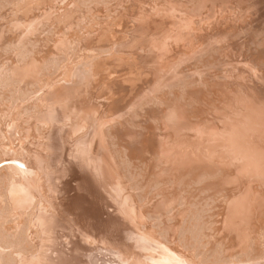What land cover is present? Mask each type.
I'll return each instance as SVG.
<instances>
[{
  "label": "rangeland",
  "instance_id": "374dc122",
  "mask_svg": "<svg viewBox=\"0 0 264 264\" xmlns=\"http://www.w3.org/2000/svg\"><path fill=\"white\" fill-rule=\"evenodd\" d=\"M97 53L111 63L92 69L121 80L115 94L91 71L80 97L57 99L54 86ZM261 115L264 0H0V264H264Z\"/></svg>",
  "mask_w": 264,
  "mask_h": 264
},
{
  "label": "bare ground",
  "instance_id": "6f19581e",
  "mask_svg": "<svg viewBox=\"0 0 264 264\" xmlns=\"http://www.w3.org/2000/svg\"><path fill=\"white\" fill-rule=\"evenodd\" d=\"M36 1H37V0H36ZM55 1H56V0H55ZM60 1H61V0H60ZM80 1H81V0H80ZM105 1H106V0H105ZM180 1H181V0H180ZM189 1H190V0H189ZM42 2H43V1H42ZM176 2H177V1H176ZM204 2H205V1H204ZM211 2H212V1H211ZM55 3H56V2H55ZM58 3H59V1H58ZM81 3H82V2H81ZM165 3H166V2H165ZM205 3H206V2H205ZM128 4H129V3H128ZM56 5H57V3H56ZM192 5H193V4H192ZM51 6H52V5H51ZM48 7H49V6H48ZM57 7H58V5H57ZM194 7H195V6H194ZM32 9H33V8H32ZM53 9H54V8H53ZM61 9H62V8H61ZM64 9H65V8H64ZM23 10H24V9H23ZM23 10H22V11H23ZM56 10H57V9H56ZM176 10H177V8H176ZM195 10H196V9H195ZM31 11H32V10H31ZM36 11H37V10H36ZM111 12H112V11H111ZM181 12H182V11H181ZM190 12H191V11H190ZM87 13H88V12H87ZM208 13H209V12H208ZM22 14H23V13H22ZM124 14H125V13H124ZM197 14H198V13H197ZM218 14H219V13H218ZM50 15H52V14H50ZM106 15H107V14H106ZM119 15H120V14H119ZM111 16H112V15H111ZM117 16H118V15H117ZM11 17H12V16H11ZM23 17H24V16H23ZM38 17H39V16H38ZM92 17H93V16H92ZM106 17H107V16H106ZM121 17H122V16H121ZM124 17H125V16H124ZM19 19H20V18H19ZM102 19H103V18H102ZM121 19H122V18H121ZM201 19H202V18H201ZM76 20H77V19H76ZM117 20H118V19H117ZM199 20H200V19H199ZM114 22H116V21L114 20ZM117 22H118V21H117ZM121 22H122V21H121ZM121 22H120V23H121ZM15 23H16V22H15ZM122 23H123V22H122ZM7 24H8V23H7ZM70 25H71V24H70ZM159 25H161V24H159ZM197 25H198V24H197ZM9 26H10V25H9ZM121 26H122V25H121ZM13 27H14V26H13ZM70 27H71V26H70ZM103 27H104V26H103ZM103 27H102V28H103ZM212 27H213V26H212ZM72 28H73V27H72ZM8 29H9V28H8ZM19 29H20V28H19ZM106 29H108V28L106 27ZM12 30H13V29H12ZM12 30H11V31H12ZM109 30H110V29H109ZM207 30H208V29H207ZM261 30H262V29H261ZM117 31H118V30H117ZM128 31H129V30H128ZM211 31H212V29H211ZM97 32H98V31H97ZM101 32H102V31H101ZM103 32H105V30H104ZM103 32H102V33H99V34H102V35L99 36V37H102V36H103V34H104ZM109 32H110V31H109ZM114 32H115V31H114ZM18 33H19V32H18ZM71 34H73V33H71ZM80 34H81V33H80ZM97 34H98V33H97ZM106 34H108V33H106ZM112 34H113V32H112ZM114 34H115V33H114ZM114 34H113V35H114ZM4 36H5V35H4ZM78 37H79V36H78ZM89 37H90V36H89ZM94 37H96V36L94 35ZM99 37H97V39H99ZM114 37H115V36H114ZM125 37H126V36H125ZM51 38H52V37H51ZM53 38H54V37H53ZM91 38H92V37H91ZM91 38H90V39H91ZM106 38H107V37H106ZM117 38H118V37H117ZM117 38H116V39H117ZM70 39H71V38H70ZM80 39H81V38H80ZM87 39H88V38H87ZM100 39H102V38H100ZM103 39H104V38H103ZM103 39H102V40H103ZM3 40H4V39H3ZM50 40H51V39H50ZM68 40H69V39H68ZM72 40H73V39H71V41H72ZM78 40H79V39H78ZM83 40H84V39H83ZM95 40H96V39H95ZM95 40H94V41H95ZM102 40H101V41H102ZM248 40H249V39H248ZM52 41H53V39H52ZM60 41H61V40H60ZM60 41H59V42H60ZM63 41H64V40H63ZM71 41H69V42H71ZM75 41H76V40H75ZM81 41H82V40H81ZM81 41H80V42H81ZM84 41H85V40H84ZM109 41H111V40H108V42H109ZM77 42H79V41H77ZM90 42H91V40H90ZM92 42H93V40H92ZM66 43H67V41H66ZM66 43H65V44H66ZM71 43H72V42H71ZM71 43H70V44H71ZM94 43L96 44V42H94ZM99 43H100V42H99ZM110 43H111V42H110ZM46 44H47V43H46ZM50 44H51V43H50ZM52 44H53V43H52ZM55 44H56V43H55ZM59 44H60V43H59ZM68 44H69V43H68ZM72 44H73V43H72ZM90 44H91V43H90ZM56 45H57V44H56ZM61 45H62V43H61ZM96 45H97V44H96ZM113 45H114V44H113ZM49 46H50V45H49ZM59 46H60V45H59ZM68 46H69V45H68ZM80 46H81V45H80ZM90 46H91V45H90ZM93 46H94V45H93ZM101 46H102V45H101ZM110 46H111V45H110ZM262 46H263V45H262ZM47 47H48V46H47ZM53 47H54V44H53ZM55 47L57 48V46H55ZM65 47H66V46H65ZM82 47L85 48V46H82ZM99 47H100V46H99ZM50 48H51V47H50ZM61 48H62V46H61ZM70 48H71V47H70ZM84 48H83V49H84ZM53 49H54V48H53ZM62 49H63V48H62ZM90 49H91V48H90ZM97 49H98V48H97ZM108 49H109V48H108ZM140 49H141V48H140ZM50 50H51V49H50ZM58 50H59V49H57V51H58ZM64 50H66V49H64ZM64 50H62V51H64ZM71 50H72V49H71ZM85 50H86V49H85ZM100 50H102V49H100ZM110 50H111V52H110L111 56L114 57V60H111V62H112L113 64H114V63L117 64V63H118L117 61L120 60L118 57H120V56L117 57V58L119 59V60H118V59L116 58V55H117V54L115 53V56H114V55H113L114 52H112V49H110ZM116 50H117V49H116ZM86 51H87V50H86ZM125 51H127V50H125ZM49 52H50V51H49ZM54 52L56 53L55 50H54ZM68 52H69V51H68ZM70 52H71V51H70ZM79 52H80V51H79ZM88 52H89V50H88ZM88 52H87V53H88ZM90 52H91V51H90ZM150 52H153V51H150ZM52 53H53V52H52ZM55 53H54V54H55ZM83 53H84V52H83ZM92 53H93V52H92ZM119 53H120V52H119ZM126 53H127V52H125V54H126ZM128 53H129V52H128ZM56 54H57V53H56ZM65 54H66V53H65ZM79 54H80V53H79ZM85 54H86V53H85ZM90 54H91V53H90ZM110 54H109V55H110ZM125 54H123V55H125ZM218 54H219V53H218ZM46 55H48V54H46ZM98 55H99V54L97 53V54H96L97 57H96L95 54H94V55H92L91 57H86V59L83 57V58L85 59V60H83L84 62H83V61H82V63L80 62V63H81L80 65H79V63H78V65H79L78 69L76 68V71H74V72L72 73V75H71V76H72V79H71V82H70L69 87L67 88L66 85H64V84H61V85H58V84H57V85L54 86L56 89L54 90V93H55V94L53 93V95H54L55 97H58L57 99L60 98L61 100H62V99L70 100V98L73 97L74 94H77V95H78V94L80 93V91L83 90V89L81 88L83 83L86 82L87 84H91L92 82H94L93 79H94V78H97V77H94V75H95L94 72L97 71V70H96V67H95V71H94V70H93V69H94L93 66H96V65H98V64H101V62H105V61H106V60H105V59H106V58H105L106 55H105V57H103L104 59L98 57ZM102 55H103V54H101L100 56H102ZM119 55H120V54H119ZM131 55H132V54H131ZM134 55H135V54H134ZM144 55H145V54H144ZM150 55H151V54H150ZM219 55H220V54H219ZM52 56H54V55H52ZM81 56H82V55H81ZM83 56H84V55H83ZM88 56H89V55H88ZM46 57H47V56H46ZM92 57H93V59H94V58H100V60L98 59L99 61L96 62L97 59L93 60V59H91ZM121 57H122V59L125 58V57L123 58V56H121ZM128 57H129V55H127V58H128ZM131 57H132V56H131ZM133 57H134V56H133ZM133 57H132V58H133ZM145 57L147 58V56H145ZM48 58H49V57H48ZM108 58H109V56L107 55V60H108ZM110 58L112 59V57H110ZM115 58H116V59H115ZM152 58H153V57H152ZM222 58H223V57H222ZM38 59H39V58H38ZM75 59H76V58H75ZM101 59H102V61H101ZM122 59L120 60L121 63H123L122 61H124V60H122ZM125 59H126V58H125ZM153 59H154V58H153ZM103 60H104V61H103ZM135 60H136V59H135ZM135 60H134V61H135ZM40 61H42V60H40ZM94 61H95V62H94ZM113 61H114V62H113ZM115 61H116V62H115ZM139 61H140V59H138V61H136V62L139 63ZM36 62H37V61H35V63H36ZM99 62H100V63H99ZM106 62H107V61H106ZM109 62H110V61H108L107 63H109ZM111 62H110V63H111ZM130 62H131V61H129L128 63H130ZM136 62H135V63H136ZM144 62H145V61H144ZM206 62H207V61H206ZM40 63H41V62H40ZM52 63H53V62H52ZM97 63H98V64H97ZM107 63H106V65H105V63H104V66H107V68H109V67H110V64H109V67H108ZM119 63H120V62H119ZM151 63H152V62H151ZM151 63H150V64H151ZM113 64H111V67H110V68H112V65H113ZM133 64H134V62H133ZM139 64H140V63H139ZM78 65H77V66H78ZM122 65H123V64H122ZM124 65H125V64H124ZM126 65H127V64H126ZM131 65H132V64H131ZM131 65H130L129 68H127V71H128V69L131 71V69L134 67V66H132V68H131ZM141 65H142V64H141ZM145 65H146V63H145ZM155 65H156V64H155ZM35 66H36V65H35ZM75 66H76V64H75ZM104 66H102V67H104ZM118 66H119V65H118ZM127 66H129V65H127ZM127 66H126V67H127ZM151 66H152V65H151ZM98 67H99V65H98ZM136 67H137V66H136ZM142 67H143V66H142ZM145 67H146V66H145ZM21 68H22V67H21ZM27 68H28V67H27ZM30 68H32V66H30ZM30 68H29V69H30ZM73 68H75V67H73ZM92 68H93V69H92ZM110 68H109L107 71H108V72L110 71V72H109L110 74H111V72H112V73H113V72L115 73L116 69H114V66H113V69H112V70H114V71H112ZM130 68H131V69H130ZM33 69H34V68H33ZM104 69L106 70V67H104ZM104 69H103V70H104ZM122 69H123V67L121 68V70H122ZM125 69H126V68H125ZM138 69H142V68H138ZM25 70H26V69H25ZM30 70H31V69H30ZM52 70H53V69H52ZM61 70H62V69H61ZM69 70H70V69H69ZM123 70H124V69H123ZM123 70H122V71H123ZM144 70H145V69H144ZM150 70H151V69H150ZM23 71H24V67H23ZM32 71H33V70H32ZM32 71H31V72H32ZM34 71H35V69H34ZM34 71H33V73H34ZM72 71H73V70H72ZM91 71H94V72H91ZM98 71H99V70H98ZM98 71H97V72H98ZM101 71H102V69H101ZM107 71H105V72H107ZM127 71H126V72H127ZM132 71H133V70H132ZM137 71H138V70H137ZM139 71H140V70H139ZM139 71H138V72H139ZM141 71H142V70H141ZM141 71H140V72H141ZM151 71H152V70H151ZM154 71H155V70H154ZM24 72H27V71H24ZM31 72H30V73H31ZM105 72H103V73L105 74ZM108 72H107L106 74H108ZM133 72H134V71H133ZM135 72H136V70H135ZM135 72H134V73H135ZM147 72H148V71H147ZM52 73H54V72H52ZM59 73H60V72H59ZM95 73H96V72H95ZM116 73H118V72H116ZM120 73H121V72H120ZM120 73H119V74H120ZM123 73H125V72H123ZM134 73H133V75H134ZM145 73H146V72H145ZM156 73H157V72H156ZM185 73H186V72H185ZM15 74H16V72H15ZM19 74H20V73H19ZM19 74H18V75H19ZM25 74H27V73H24V75H25ZM37 74H38V73H37ZM42 74H43V73H42ZM96 74H97V73H96ZM98 74H99L101 80L104 79V78L107 79L106 75H105V77H104L103 75H101V72H100V73L98 72ZM138 74H139V73H138ZM142 75H143V74H142ZM16 76H17V74H16ZM20 76H22V75L20 74ZM29 76H30V75H29ZM29 76H28V77H29ZM43 76H44V75H43ZM43 76H42V77H43ZM95 76H96V75H95ZM102 76H103L104 78H103ZM108 76H109V74H108ZM117 76H119V75H117ZM125 76H126V75H125ZM135 76H136V75H135ZM144 76H145V75H144ZM144 76H143V77H144ZM32 77H33V75H32ZM92 77H93V79H92ZM101 77H102V78H101ZM112 77L114 78L115 75L112 76ZM112 77H110V78H111V79H110V80H111V83H112V80H113V82H114V79H112ZM145 77H146V76H145ZM148 77H149V75H148ZM17 78H18V77H17ZM54 78H55V77H54ZM98 78H99V77H98ZM98 78H97V79H98ZM124 78H125V77H124ZM126 78H127V77H126ZM132 78H133V77H132ZM134 78H135V77H134ZM140 78H141V77H140ZM29 79H30V78H29ZM35 79H36V78H35ZM60 79H61V78H60ZM60 79H59V80H60ZM91 79H92V82H90ZM105 79H104V80H105ZM108 79H109V78H108ZM108 79H107V80H108ZM141 79H142V78H141ZM32 80H33V79H31V81H32ZM39 80H40V79H39ZM61 80H62V79H61ZM116 80H117V79H116ZM127 80H128V79H127ZM130 80H131V79H130ZM143 80H145V79H143ZM143 80H142V81H143ZM148 80H149V78H148ZM152 80H154V79H152ZM194 80H195V79H194ZM197 80H198V78H197ZM24 81H25V79H24ZM35 81H36V80H35ZM102 81H103V80H102ZM102 81H101V82H102ZM105 81H106V80H105ZM108 81H109V80H108ZM108 81H106L105 83L107 84V87H108V88H107V89H108L107 91H110V89L112 88V86H109L111 83H109V85H108ZM118 81H119V82H118ZM120 81H121V80L119 79V80H117V82H114V83H116V84L118 83V84H119V83H121ZM125 81H126V80H125ZM135 81H136V80H135ZM139 81H140V80H139ZM142 81H141V82H142ZM27 82H28V81H27ZM27 82H26V83H27ZM57 82H58V81H57ZM95 82H96V79H95ZM98 82H100V81H98ZM109 82H110V81H109ZM127 82H129V80H128ZM150 82H151V81H150ZM224 82H226V81H224ZM22 83H23V82H22ZM46 83H47V82H46ZM63 83H64V82H63ZM66 83H67V82H66ZM96 83H97V82H96ZM114 83H112L111 85H113ZM133 83H134V82H133ZM135 83H136V82H135ZM144 83H145V82H144ZM207 83H208V82H207ZM207 83H206V84H207ZM29 84H30V83H29ZM29 84H28V85H29ZM101 84H102V83H101ZM116 84H115V85H116ZM123 84H124V83H123ZM138 84H139V83H138ZM95 85H96V84H95ZM95 85H94V86H95ZM115 85H113V86H115ZM124 85H125V84H124ZM51 86H52V85H51ZM87 86H88V85H87ZM90 86H91V85H90ZM120 86H121V84H120ZM131 86H133V85H131ZM195 86H196V85H195ZM84 87H85V86H84ZM109 87H110V89H109ZM139 87H140V85H139ZM139 87H138V89H139ZM85 88H86V87H85ZM93 88H94V87H93ZM93 88H92V89H93ZM95 88H96V87H95ZM114 88L117 90V86L114 87ZM114 88H113V89H114ZM118 88H119V87H118ZM120 88L123 89L122 86H121ZM125 88H126V87H125ZM128 88H129V87H128ZM128 88H126V89H127V92H128ZM130 88H131V87H130ZM134 88H135V87H134ZM188 88H189V87H188ZM80 89H82V90H80ZM141 89H142V88H141ZM141 89H140V90H141ZM201 89H202V88H201ZM214 89H215V88H214ZM214 89H213V90H214ZM226 90H227V89H226ZM232 90H233V89H232ZM55 91H56L57 93H56ZM114 91H115V90H114ZM117 91H118V90H117ZM171 91H172V90H171ZM175 91H176V89H175ZM175 91H174V92H175ZM192 91H193V90H192ZM214 91H216V90H214ZM256 91H257V90H256ZM47 92H48V94H49V91H47ZM89 92H90V91H89ZM110 92H113L112 89H111ZM124 92H126V90H125ZM136 92H137V91H136ZM141 92L143 93V91H141ZM177 92H178V91H177ZM179 92H180V91H179ZM199 92H200V91H199ZM113 93L115 94V92H113ZM101 94H105V92L102 93V91H101ZM120 94H121V93H120ZM120 94H119V95H120ZM122 94H123V93H122ZM122 94H121V95H122ZM136 94H137V93H136ZM156 94H157V93H156ZM164 94H165V93H164ZM164 94H163V95H164ZM218 94H219V93H218ZM225 94H226V93H225ZM119 95H118V96H119ZM160 95H162V94H160ZM173 95H174V94H173ZM175 95H176V94H175ZM188 95H189V94H188ZM48 96H50V94H49ZM80 96H81V93H80L79 97H80ZM98 96H99V94H98ZM137 96H138V95H137ZM218 96H219V95H218ZM225 96H226V95H225ZM116 97H117V95H116ZM116 97H115V101H116ZM161 97H162V96H161ZM164 97H165V96H164ZM171 97H172V96H171ZM173 97H175V96H173ZM96 98H97V96H96ZM98 98H100V96H99ZM118 98H119V97H118ZM131 98H132V97H131ZM157 98H158V97H157ZM167 98H169V97L167 96ZM198 98H199V97H198ZM49 99H50V98H48V100H49ZM77 99H78V97H77ZM77 99H76L75 101H77ZM120 99H121V98H120ZM151 99H152V98H151ZM174 99H175V98H174ZM72 100H73V99H72ZM106 100H107V99H106ZM112 100H113V98H112ZM117 100H118V99H117ZM131 100H132V99H131ZM145 100H146V99H145ZM171 100H172V99H171ZM176 100H178V98H177ZM185 100H186V99H185ZM202 100H203V99H202ZM51 101H52V100H51ZM55 101H56V100H55ZM57 101H58V100H57ZM70 101H71V100H70ZM86 101H87V100H86ZM86 101H85V102H86ZM90 101H91V99H90ZM97 101H98V100H97ZM164 101H165V100H164ZM166 101L168 102L169 100H166ZM246 101H247V100H246ZM252 101H253V100H252ZM47 102H48V101H47ZM49 102H50V100H49ZM121 102H122V101H121ZM130 102H131V101H130ZM172 102H173V101H172ZM181 102H183V101H181ZM185 102H186V101H185ZM192 102H193V101H192ZM197 102H198V101H197ZM203 102H204V101H203ZM255 102H256V101H255ZM66 103H67V102H66ZM87 103H88V102H87ZM158 103H159V102H158ZM168 103H169V102H168ZM168 103H166V104H168ZM207 103H208V102H207ZM214 103H215V102H214ZM218 103H219V102H218ZM229 103H230V102H229ZM247 103H248V101H247ZM48 104H49V103H48ZM58 104H59V103H58ZM64 104H65V103H64ZM74 104H75V103H74ZM74 104H73V105H74ZM80 104H81V103H80ZM91 104H92V103H91ZM114 104H115V103H114ZM116 104H117V103H116ZM162 104H163V103H162ZM173 104H174V103H173ZM183 104H184V102H183ZM186 104H187V103H186ZM209 104H211V102H210ZM236 104H237V103H236ZM52 105H53V103H52ZM60 105H61V103H60ZM65 105H66V104H65ZM69 105L72 106V104H70V103H69ZM83 105H84V104H83ZM92 105H93V104H92ZM111 105H112V104H111ZM120 105H122V104H120ZM189 105H190V104H189ZM257 105H258V104H257ZM261 105H262V104H261ZM261 105H260V106H261ZM46 106H48V105H46ZM62 106H63V105H62ZM66 106H67V105H66ZM75 106H76V104H75ZM80 106H81V105H80ZM88 106H89V104H88ZM88 106H87V107H88ZM161 106H162V105H161ZM173 106H174V105H173ZM247 106H248V105H247ZM44 107H45V106H44ZM49 107H50V106H49ZM58 107H59V105H58ZM89 107H90V106H89ZM114 107H115V106H114ZM120 107H121V106H120ZM153 107H154V106H153ZM188 107H189V106H188ZM201 107H202V106H201ZM248 107H249V106H248ZM69 108H70V107H69ZM75 108H76V107H75ZM79 108H80V107H79ZM115 108H118V106H116ZM166 108H167V106H166ZM236 108H237V107H236ZM250 108H251V107H250ZM257 108H258V107H257ZM60 109H61V108H60ZM76 109H77V108H76ZM104 109H105V108H104ZM150 109H151V108H150ZM172 109H173V108H172ZM196 109H197V108H196ZM211 109H212V108H211ZM244 109H245V108H244ZM246 109H247V108H246ZM252 109H253V108H252ZM255 109H256V108H255ZM260 109H261V108H260ZM54 110H55V109H54ZM67 110H68V109H67ZM67 110L65 109V111H67ZM73 110H74V109H73ZM110 110H111V109H110ZM121 110H122V109H121ZM152 110H153V108H152ZM197 110H198V109H197ZM201 110H202V109H201ZM205 110H206V109H205ZM47 111H48V109H47ZM70 111H71V110H70ZM70 111H69V113H70ZM149 111H150V110H149ZM167 111H168V110H166L165 112H167ZM252 111H253V110H252ZM254 111H256L255 113H257V112L260 113V112H259L260 110H259V111L254 110ZM57 112H58V109H57ZM57 112H56V113H57ZM60 112H62V111H59L58 113H60ZM151 112H152V111H151ZM158 112H159V111H158ZM177 112H178V111H177ZM216 112H217V111H216ZM49 113H50V111H49ZM66 113H67V112H66ZM71 113H72V112H71ZM71 113H70V114H71ZM146 113H148V112H146ZM167 113H168V112H167ZM169 113H170V112H169ZM180 113H181V111H180ZM190 113H191V112H190ZM239 113H240V112H239ZM255 113H254V114H255ZM258 113H257V115H259ZM261 113H262V112H261ZM41 114H43V113H41ZM44 114H45V113H44ZM44 114H43V116H44ZM149 114H150V113H149ZM155 114H156V113H155ZM171 114H172V113H171ZM182 114H183V113H181L180 116H181ZM242 114H243V113H242ZM250 114H251V113H250ZM252 114H253V113H252ZM254 114H253V115H254ZM107 115H108V114H107ZM139 115H140V114H139ZM165 115H166V114H165ZM183 115H184V114H183ZM246 115H247V114H246ZM248 115H249V114H248ZM248 115H247V116H248ZM46 116H47V114H46ZM46 116H45V117H46ZM57 116H59V114H58ZM61 116H62V114H61ZM61 116H60V117H61ZM166 116H167V115H166ZM174 116H175V115H174ZM185 116H186V115H185ZM193 116H195V113H193ZM198 116H199V115H198ZM215 116H216V115H215ZM230 116H231V115H230ZM247 116H246V117H247ZM251 116H252V115H251ZM261 116H262V115H261ZM47 117H48V116H47ZM156 117H158V116H156ZM164 117H165V116H164ZM175 117H176V116H175ZM175 117H174V118H175ZM178 117H179V116H178ZM253 117H254V116H253ZM253 117H252V118H253ZM262 117H264V116H262ZM153 118H154V116H153ZM169 118H170V117H169ZM187 118H188V117H187ZM200 118H201V117H200ZM224 118H225V117H224ZM240 118H241V117H240ZM256 118H258V117H256ZM260 118H261V117H260ZM55 119H56V118H55ZM57 119H59V117H57ZM125 119H126V117H125ZM164 119H165V118H164ZM249 119H251V118H249ZM253 119H254V118H253ZM258 119H259V118H258ZM59 120H60V119H59ZM59 120H58V121H59ZM158 120H159V119H158ZM167 120H168V119H167ZM186 120H187V119H186ZM232 120H233V119H232ZM241 120H242V119H241ZM243 120H244V119H243ZM50 121H51V120H50ZM143 121H144V120H143ZM152 121H153V120H152ZM190 121H191V120H190ZM192 121H193V120H192ZM199 121H200V120H199ZM246 121H247V120H246ZM252 121H253V120H252ZM59 122H60V121H59ZM120 122H121V121H120ZM149 122H150V121H149ZM155 122H156V121H155ZM155 122H154V123H155ZM158 122H159V121H158ZM169 122H170V121H169ZM181 122H182V121H181ZM186 122H187V121H186ZM196 122H197V121H196ZM231 122H232V121H231ZM236 122H237V121H236ZM239 122H240V121H239ZM125 123H126V122H125ZM134 123H135V122H134ZM136 123H137V121H136ZM160 123H161V122H160ZM190 123H191V122H190ZM193 123H194V122H193ZM240 123H241V122H240ZM252 123H254V122H252ZM67 124H68V123H67ZM110 124H111V123H110ZM163 124H164V121H163ZM206 124H207V123H206ZM26 125H27V124H26ZM68 125H69V124H68ZM140 125H141V124H140ZM140 125H139V126H140ZM177 125H178V124H177ZM180 125H181V124H180ZM187 125H188V124H187ZM193 125H194V124H193ZM196 125H197V124H196ZM227 125H228V124H227ZM232 125H233V124H232ZM235 125H236V127L239 129L238 126H239L240 124H239L238 126H237V124H235ZM27 126H28V125H27ZM118 126H119V125H118ZM160 126H161V125H160ZM168 126H169V125H168ZM182 126H183V125H182ZM218 126H219V125H218ZM220 126H221V125H220ZM225 126H226V125H225ZM225 126H224V128H225ZM248 126H249V125H248ZM258 126H259V124H258ZM156 127H157V126H156ZM174 127H175V126H174ZM197 127H198V126H197ZM118 128H119V127H118ZM137 128H139V127H137ZM140 128H141V127H140ZM168 128H169V127H168ZM224 128H221V129L224 130ZM234 128H235V127H234ZM241 128H242V127H241ZM48 129H49V128H48ZM85 129H86V128H85ZM121 129H122V128H121ZM126 129H127V128H126ZM142 129H143V128H142ZM150 129H151V128H150ZM159 129H160V128H159ZM169 129H170V128H169ZM171 129H172V128H171ZM230 129H231V128H230ZM257 129H258V128H257ZM75 130H76V129H75ZM122 130H123V129H122ZM136 130H137V129H136ZM154 130H155V129H154ZM180 130H181V128H180ZM187 130H188V129H187ZM249 130H250V128H249ZM251 130H252V129H251ZM258 130H259V129H258ZM43 131H44V130H43ZM51 131H52V130H51ZM157 131H158V129H157ZM175 131H176V130H175ZM195 131H196V130H195ZM247 131H248V130H247ZM121 132H122V131H121ZM134 132H135V131H134ZM141 132H143V131H140V133H141ZM150 132H151V131H150ZM154 132H155V131H154ZM154 132H151V133H154ZM164 132H165V131H164ZM232 132H233V131H232ZM237 132H238V130H237ZM241 132H242V131H241ZM254 132H255V131H254ZM124 133H126V132H124ZM131 133H132V132H131ZM144 133H145V132H144ZM156 133H157V132H156ZM162 133H163V132H162ZM175 133H176V132H175ZM177 133H178V132H177ZM218 133H219V132H218ZM220 133H221V131H220ZM239 133H240V131H239ZM252 133H253V132H252ZM252 133H251V134H252ZM180 134H181V133H180ZM237 134H238V133H237ZM248 134H249V133H248ZM115 135H116V134H115ZM121 135H122V134H121ZM154 135H155V134H154ZM177 135H178V134H177ZM177 135H176V136H177ZM220 135H221V134H220ZM240 135H241V134H240ZM246 135H247V134H246ZM123 136H124V135H123ZM156 136H158V135H156ZM210 136H211V135H210ZM242 136H243V135H242ZM253 136H254V135H253ZM257 136H258V135H257ZM259 136H260V135H259ZM118 137H119V136H118ZM142 137H143V136H142ZM144 137H145V136H144ZM148 137H149V136H148ZM169 137H170V135H169ZM179 137H180V136H179ZM244 137H246V136H244ZM262 137H263V136H261V138H262ZM116 138H117V137H116ZM134 138H136V137H134ZM138 138H139V137H138ZM150 138H151V135H150ZM150 138H148V139H150ZM152 138H153V135H152ZM152 138H151V141H152L153 143H154V141H157V140H154V141H153ZM155 138H156V137H155ZM166 138H167V137H166ZM175 138H176V137H175ZM223 138H224V137H223ZM234 138H235V137H234ZM258 138H259V137H258ZM78 139H79V138H78ZM121 139H122V138H121ZM127 139H128V138H127ZM156 139H157V138H156ZM158 139H161V138L159 137ZM176 139H178V138H176ZM238 139H239V138H238ZM246 139H247V138H246ZM71 140H72V139H71ZM122 140H123V139H122ZM125 140H126V139H125ZM142 140H143V139H142ZM144 140L146 141V139H144ZM168 140H169V139H168ZM179 140H180V139H179ZM192 140H193V139H192ZM208 140H209V139H208ZM243 140H244V139H243ZM252 140H253V139H252ZM262 140H263V139H262ZM72 141H73V140H72ZM128 141H129V140H128ZM131 141H132V140H131ZM131 141H130V143H131ZM135 141H136V140H135ZM173 141H175V140H173ZM193 141H194V140H193ZM217 141H218V139H217ZM227 141H228V140H227ZM227 141H226V142H227ZM230 141H231V140H230ZM238 141H239V140H238ZM132 142H133V141H132ZM143 142H144V141H143ZM146 142L149 143L150 141H146ZM152 142H151V143H152ZM182 142H183V141H182ZM189 142H190V141H189ZM194 142H195V141H194ZM239 142H241V141H239ZM243 142H244V141H243ZM243 142H241V143H243ZM247 142H248V141H247ZM255 142H256V140H255ZM82 143H83V142H82ZM126 143H127V142H126ZM128 143H129V142H128ZM148 143H147L146 146H149ZM157 143H158V141H157ZM157 143H156V144H157ZM168 143H169V142H168ZM171 143H173V142H171ZM171 143H170V144H171ZM219 143H220V141H219ZM227 143H228V142H227ZM257 143H259V142L257 141ZM75 144H76V143H75ZM77 144H78V143H77ZM121 144H122V143H121ZM156 144H155V145H156ZM173 144H174V143H173ZM188 144H189V146H190V143H188ZM193 144H194V143H193ZM210 144H211V143H210ZM212 144H213V143H212ZM224 144H225V143H224ZM253 144H254V143H253ZM253 144H252L251 146H253ZM260 144H261V143H259V145H260ZM127 145H128V144H127ZM143 145H145V144H143ZM157 145H158V144H157ZM159 145H160V143H159ZM167 145H168V144H167ZM176 145H177V142H176ZM181 145H182V144H181ZM208 145H209V144H208ZM208 145H206V146H208ZM235 145H236V144H235ZM238 145H239V144H238ZM249 145H250V144H249ZM255 145L257 146L256 143H255ZM125 146H126V145H125ZM135 146H136V144H135ZM138 146H140V144H139ZM164 146H165V145H164ZM164 146H163V148H164ZM184 146H185V145H184ZM199 146H200V145H199ZM216 146H217V145H216ZM260 146H262V145H260ZM77 147H78V146H77ZM79 147H80V146H79ZM91 147H92V146H91ZM91 147H90V148H91ZM127 147H128V146H127ZM152 147H154V146H152ZM158 147H159V146H158ZM167 147H168V146H167ZM169 147H170V146H169ZM169 147H168V148H169ZM233 147H234V145H233ZM241 147H242V146H241ZM263 147H264V146H263ZM263 147H262V149H264ZM80 148H81V147H80ZM132 148H133V147H132ZM142 148H143V147H142ZM145 148H146V147H145ZM160 148H161V146H160ZM174 148H175V147H174ZM179 148H181V147H179ZM242 148H243V147H242ZM250 148H251V147H250ZM129 149H130V148H129ZM129 149H128V150H129ZM134 149H135V147H134ZM136 149H137V147H136ZM146 149H148V148H146ZM153 149H154V148H153ZM158 149H159V148H158ZM164 149H165V148H164ZM171 149H173V148H171ZM216 149H217V147H216ZM230 149H231V148H230ZM245 149H246V148H245ZM256 149H257V147H256ZM82 150H83V149H82ZM90 150H93V149H90ZM143 150H144V149H143ZM155 150H157V149H155ZM190 150H191V149H190ZM243 150H244V149H243ZM248 150H249V149H248ZM132 151L135 152V150H132ZM141 151H142V150H141ZM141 151H140L139 153H141ZM145 151H146V150H145ZM151 151H152V150H151ZM151 151H150V152H151ZM173 151H174V150H173ZM184 151H185V150H184ZM194 151H195V150H194ZM225 151H226V150H225ZM251 151H252V150H251ZM255 151H256V150H255ZM259 151H261V150H259ZM136 152H137V151H136ZM136 152H135V153H136ZM168 152H169V151H168ZM185 152H186V151H185ZM220 152H221V151H220ZM233 152H234V151H233ZM240 152H241V151H240ZM240 152H238V153H240ZM247 152H248V151H247ZM256 152H258V151H256ZM262 152H263V151H262ZM262 152H261V154H262ZM130 153H132V152H130ZM130 153H129V154H130ZM145 153H146V152H145ZM177 153H178V152H177ZM194 153H195V152H194ZM236 153H237V152H236ZM82 154L84 155V153H82ZM82 154H80V155H82ZM137 154H138V153H137ZM137 154H136V156H137ZM161 154H162V153H161ZM161 154H160V155H161ZM170 154H171V153H170ZM178 154H179V153H178ZM183 154H184V153H183ZM185 154H186V153H185ZM197 154H198V153H197ZM228 154H229V153H228ZM141 155H142V153H141ZM149 155H150V154H149ZM157 155H159V154H157ZM172 155H173V154H172ZM193 155H194V154H193ZM214 155H215V154H214ZM225 155H226V154H225ZM234 155H235V154H234ZM253 155H254V154H253ZM255 155H256V154H255ZM60 156H61V155H60ZM129 156H133V154H132V155L130 154ZM185 156H186V155H185ZM219 156H220V154H219ZM238 156H239V155H238ZM257 156H258V155H257ZM263 156H264V154H263ZM97 157H98V156H97ZM133 157H134V156H133ZM140 157H141V156H140ZM158 157H159V156H158ZM168 157H170V156H167V158H168ZM195 157H196V155H195ZM209 157H210V156H209ZM221 157H222V156H221ZM229 157H230V156H229ZM246 157H247V156H246ZM59 158H60V157H59ZM78 158H79V157H78ZM81 158H82V157H81ZM124 158H125V157H124ZM144 158H146V157H144ZM147 158H148V157H147ZM181 158H182V156H181ZM193 158H194V157H193ZM197 158H198V157H197ZM224 158H225V157H224ZM230 158H231V157H230ZM254 158H255V157H254ZM134 159H135V157H134ZM137 159H140V158H137ZM150 159H151V158H150ZM183 159H184V157H183ZM187 159H188V157H187ZM195 159H196V158H195ZM198 159H199V158H198ZM216 159H217V158H216ZM216 159H215V160H216ZM243 159H244V157H243ZM250 159H251V158H250ZM72 160H73V159H72ZM84 160H85V159H84ZM87 160H88V162H89V159H87ZM122 160H123V159H122ZM124 160L126 161V158H125ZM168 160H169V159H168ZM177 160H179V159H177ZM190 160H191V159H190ZM190 160H188V161H190ZM196 160H197V159H196ZM196 160H195V161H196ZM202 160H203V159H202ZM215 160L213 159L214 162H215ZM224 160H225V159H224ZM228 160H229V159H228ZM62 161H64V160L62 159ZM62 161H61V163H62ZM75 161H76V160H75ZM93 161H94V160H93ZM128 161H129V160H128ZM141 161H142V160H141ZM174 161H175V160H174ZM181 161H182V160H181ZM184 161H186V160H184ZM195 161H194V162H195ZM197 161H198V160H197ZM213 161H212V162H213ZM221 161H222V160H221ZM261 161H262V160H261ZM122 162H123V161H122ZM143 162H144V161H143ZM171 162H172V161H171ZM200 162H202V161H200ZM203 162H204V161H203ZM214 162H213V163H214ZM218 162H219V161H218ZM224 162H225V161H224ZM231 162H232V160H231ZM243 162H246V161H243ZM89 163H90V162H89ZM91 163H93V162H91ZM179 163H180V161H179ZM192 163H193V161L191 162V164H192ZM221 163H223V162H221ZM221 163H220V164H221ZM228 163H229V162H228ZM258 163H259V162H258ZM263 163H264V162H263ZM99 164H100V163H99ZM140 164H141V163H140ZM175 164H176V163H175ZM184 164H185V163H184ZM188 164H189V163H188ZM194 164H195V163H194ZM204 164H205V163H204ZM204 164L202 163V165H204ZM208 164H209V163H208ZM242 164H243V163H242ZM254 164H255V163H254ZM65 165H66V164H65ZM91 165H92V164H91ZM152 165H153V163H152ZM171 165H172V164H171ZM189 165H190V164H189ZM195 165H196V164H195ZM223 165H224V164H223ZM230 165H231V163H230ZM235 165H236V163H235ZM237 165H238V164H237ZM240 165H241V164H240ZM240 165H239V166H240ZM136 166H137V165H136ZM220 166H221V168H222V165H220ZM226 166H227V165H226ZM93 167H94V166H92V168H93ZM128 167H129V166H128ZM128 167H127V168H128ZM137 167H138V166H137ZM182 167H183V164H182ZM192 167H193V166H192ZM213 167H214V166H213ZM229 167H230V166H229ZM236 167H238V166H236ZM129 168H130V167H129ZM150 168H151V166H150ZM201 168H203V167H201ZM227 168H228V167H227ZM230 168H231V167H230ZM234 168H235V167H234ZM250 168H251V167H250ZM210 169H211V168H210ZM222 169H223V168H222ZM222 169H221V171H222ZM224 169H225V167H224ZM231 169H233V168H231ZM131 170H132V169H131ZM198 170H199V169H198ZM235 170H236V169H235ZM235 170H234V171H235ZM238 170H239V169H238ZM254 170H255V169H254ZM56 171H57V170H56ZM154 171H155V170H154ZM177 171H178V170H177ZM184 171H185V170H184ZM206 171H207V170H206ZM228 171H229V170H228ZM239 171H240V170H239ZM249 171H250V170H249ZM261 171H262V169H261ZM263 171H264V170H263ZM173 172H175V171H173ZM199 172H200V171H199ZM203 172H205V170H203ZM216 172H218V170H216ZM49 173H50V171H49ZM144 173H145V172H144ZM151 173H152V172H151ZM186 173H187V172H186ZM189 173H190V172H189ZM208 173H209V172H208ZM222 173H223V171H222ZM224 173H225V172H224ZM236 173H237V172H236ZM236 173H235V174H236ZM240 173H241V171L239 172V174H240ZM242 173H243V172H242ZM182 174H183V173H182ZM197 174H198V173H197ZM197 174H196V175H197ZM210 174H212V173H210ZM217 174H218V173H217ZM232 174H234V173H232ZM249 174H250V173H249ZM126 175H127V174H126ZM174 175H175V174H174ZM224 175H225V174H224ZM224 175H223V176H224ZM228 175H230V173H229ZM53 176H54V175H53ZM148 176H149V174H148ZM153 176H154V175H153ZM177 176H178V175H177ZM181 176H183V175H181ZM181 176H180V177H181ZM194 176H195V175H194ZM248 176H249V175H248ZM263 176H264V175H263ZM263 176H262V177H263ZM161 177H162V176H161ZM175 177H176V176H175ZM190 177H191V176H190ZM242 177H244V176H242ZM245 177H246V176H245ZM254 177H255V176H254ZM254 177H253V180H254ZM151 178H152V177H151ZM173 178H174V177H173ZM176 178H177V177H176ZM178 178H179V177H178ZM186 178H187V177H186ZM194 178H196V177H194ZM194 178H192V179H194ZM249 178H250L249 180L252 179L251 177H249ZM148 179H149V178H148ZM218 179H219V178H218ZM218 179H217V180H218ZM221 179H222V178H221ZM233 179H234V178H233ZM233 179H232V182H233ZM236 179H237V178H236ZM236 179H235V180H236ZM238 179H239V178H238ZM244 179H245V178H244ZM246 179H247V178H246ZM257 179H258V178H257ZM143 180H144V179H143ZM188 180H189V179H188ZM253 180H252V181H253ZM261 180H262V179H261ZM50 181H53V180H50ZM215 181H216V180H215ZM218 181H220V180H218ZM227 181H228V180H227ZM227 181H225V182H227ZM255 181H256V180H255ZM54 182H55V181H54ZM54 182H53V183H54ZM61 182H62V181H61ZM192 182H193V181H192ZM203 182H204V181H203ZM239 182H241V180H240ZM239 182H237V183H239ZM245 182H246V180H245ZM250 182H251V181H250ZM50 183H51V182H50ZM55 183H56V182H55ZM175 183H176V182H175ZM206 183H207V182H206ZM216 183H217V182H216ZM227 183L229 184V181H228ZM233 183H236V182H233ZM237 183H236V184H237ZM263 183H264V182H263ZM51 184H52V183H51ZM139 184H140V183H139ZM147 184L149 185V183H147ZM221 184H222V183H221ZM221 184H220V185H221ZM244 184H245V183H244ZM55 185H56V184H55ZM63 185L65 186V184H63ZM206 185H207V184H206ZM225 185H226V183H225ZM230 185H231V184H230ZM230 185H228V186L230 187ZM251 185H252V184H251ZM261 185H262V183H261ZM25 186H26V185H25ZM121 186H122V185H121ZM184 186H185V185H184ZM218 186H219V185H218ZM221 186H223V185H221ZM252 186H253V185H252ZM53 187H56V186H53ZM53 187H52V188H53ZM116 187H119V186L117 185ZM173 187H174V186H173ZM175 187H176V186H175ZM204 187H205V186H204ZM231 187H233V186L231 185ZM259 187H260V186H259ZM263 187H264V186H263ZM180 188H182V187H180ZM244 188H245V187H244ZM261 188H262V187H261ZM261 188H260V189H261ZM50 189H51V188H50ZM54 189H55V188H53V189H51V190H54ZM62 189H63V188H62ZM66 189H67V188H66ZM66 189H65V190H66ZM114 189H115V187H114ZM114 189H113V191H114ZM119 189L122 190V188H120V187H119ZM220 189H221V188H220ZM249 189H251V188H249ZM262 189H263V188H262ZM26 190H27V189H26ZM28 190H29V189H28ZM57 190H58V188H57ZM57 190H54L55 193H56ZM141 190H142V189H141ZM29 191H30V190H29ZM118 191H119V190H118ZM228 191H229V190H228ZM237 191H238V190H237ZM58 192H61V188H60V191H58ZM62 192H63V191H62ZM62 192H61V193H62ZM123 192H124V191H123ZM229 192H231V190H230ZM259 192H260V191H259ZM261 192H262V190H261ZM111 193H113V192H111ZM116 193H117V192H116ZM116 193H115V194H116ZM235 193H236V192H235ZM246 193H247V192H246ZM257 193H258V192H257ZM257 193H256V194H257ZM262 193H263V192H262ZM115 194H114V195H115ZM117 194H118V193H117ZM121 194H122V193H121ZM185 194H187V193H185ZM193 194H194V193H193ZM249 194H250V193H249ZM30 195H31V194H30ZM62 195H63V194H62ZM109 195H110V194L108 193V197H109ZM143 195H144V194H143ZM241 195H242V194H241ZM258 195H259V194H258ZM146 196H147V195H146ZM165 196H166V195H165ZM229 196H230V195H229ZM239 196H240V195H239ZM28 197H29V196H28ZM37 197H38V196H37ZM64 197H65V196H64ZM119 197H120V196H119ZM187 197H188V195H187ZM235 197H236V196H235ZM237 197H238V196H237ZM246 197H247V196H246ZM256 197H257V196H256ZM29 198H30V197H29ZM163 198H164V197H163ZM238 198L240 199V197H238ZM173 199H174V198H173ZM194 199H195V198H194ZM256 199H257V198H256ZM109 200H110V199H109ZM125 200H126V199H125ZM36 201H37V200H36ZM110 201H112V199H111ZM115 201H116V200H115ZM187 201H188V200H187ZM230 201H231V200H230ZM230 201H229V202H230ZM259 201H260V200H259ZM263 201H264V200H263ZM20 202H21V201H20ZM20 202H19V203H20ZM22 202H23V201H22ZM22 202H21V203H22ZM244 202H245V201H244ZM261 202H262V200H261ZM195 203H196V202H195ZM226 203H227V202H226ZM257 203H258V202H257ZM259 203H260V202H259ZM23 204H24V203H23ZM25 204H26V203H25ZM33 204H34V203H33ZM262 204H263V203H262ZM37 205H38V204H37ZM48 205H49V204H48ZM112 205H113V204H112ZM59 206H60V205H59ZM151 206H152V205H151ZM170 206H172V205H170ZM227 206H228V205H227ZM233 206H234V205H233ZM233 206H232V208H233ZM259 206H261V205H259ZM31 207H32V206H31ZM185 207H187V206H185ZM234 207H235V206H234ZM244 207H245V206H244ZM174 208H175V207H174ZM190 208H191V207H190ZM239 208H240V207H239ZM242 208H243V207H242ZM118 209H119V208H118ZM227 209H229V208H227ZM227 209H226V210H227ZM230 209H231V208H230ZM59 210H60V209H59ZM151 210H152V209H151ZM53 211H54V210H53ZM149 211H150V210H149ZM182 211H183V210H182ZM228 211H229V210H228ZM232 211H233V210H232ZM236 211H237V209H236ZM263 211H264V209H263ZM36 212H37V211H36ZM60 212H61V211H60ZM160 212H161V211H160ZM172 212H173V211H172ZM230 212H231V211H230ZM33 213H34V212H33ZM145 213H146V212H145ZM28 214H29V213H28ZM62 214H63V213H62ZM234 214H236V213H234ZM234 214H233V215H234ZM262 214H263V213H262ZM262 214H261V215H262ZM21 215H22V214H21ZM31 215H32V214H31ZM41 215H42V214H41ZM44 215H45V214H44ZM123 215H124V214H123ZM152 215H153V214H152ZM228 215H229V214H228ZM32 216H33V215H32ZM230 216H231V215H230ZM249 216H250V215H249ZM41 217H42V216H41ZM238 217H239V216H238ZM240 217H241V216H240ZM243 217H244V216H243ZM251 217H252V216H251ZM39 218H40V217H39ZM39 218L37 217V219H39ZM43 218H44V217H43ZM252 218L255 219L254 217H252ZM252 218H251V219H252ZM44 219H45V218H44ZM223 219H224V218H223ZM244 219H245V218H244ZM242 220H243V219H242ZM37 221H38V220H37ZM37 221H36V222H37ZM43 221H44V220H43ZM177 221H178V220H177ZM251 221H252V220H251ZM255 221H256V220H255ZM47 222H48V221H47ZM122 222H123V221H122ZM127 222H128V221H127ZM175 222H176V221H175ZM248 222H249V221H248ZM38 223H39V222H38ZM40 223H41V221H40ZM256 223H257V222H256ZM259 223H260V222H259ZM259 223H257V224H259ZM41 224H42V223H41ZM44 224L46 225V223H44ZM242 224H244V223H242ZM249 224H250V223H249ZM252 224H253V223H252ZM45 225L42 224V226H43L42 229H44V226H45ZM52 225H53V224H52ZM244 225H245V224H244ZM253 225H254V224H253ZM39 226H41V225H39ZM236 226H237V225H236ZM262 227H263V226H262ZM48 228H49V227H48ZM51 228H52V226H51ZM230 228H232V227H230ZM238 228H239V227H238ZM255 228H256V227H255ZM257 228H258V227H257ZM45 229H47V228H45ZM52 229H53V228H52ZM41 231H42V230H41ZM236 231H237V230H236ZM236 231H235V232H236ZM239 231H240V230H239ZM256 231H257V230H256ZM44 232H45V230H44ZM55 232H56V231H54V233H55ZM171 232H172V231H171ZM235 232H233V233H235ZM39 233H40V232H39ZM223 233H224V232H223ZM238 233H239V232H238ZM228 234L230 235V233H228ZM235 234H236V233H235ZM235 234H232V235H235ZM34 235H35V234H34ZM49 235H51V234H49ZM54 235H55V234H54ZM248 235H249V234H248ZM32 236H33V235H32ZM37 236H38V235H37ZM44 236H45V234H44ZM52 236H53V235H52ZM146 236H147V235H146ZM227 236H228V235H227ZM233 237H234V236H233ZM237 237H238V236H237ZM241 237H242V235H241ZM42 238H43V237H42ZM48 238H50V236H49ZM51 238H52V237H51ZM54 238H55V236H54ZM238 238H239V237H238ZM238 238H237V239H238ZM242 238H243V237H242ZM36 239H37V240L40 239V241H43V240H41V238H39V239L36 238ZM44 239H45V238H44ZM52 239H53V238H52ZM233 239H234V238H233ZM55 240H56V238H55ZM238 240H239V239H238ZM238 240H237V241H238ZM50 241H51V240H50ZM53 241H54V240H53ZM228 241H229V240H228ZM242 241H245V240L242 239ZM44 242H45V240H44ZM44 242H39V241H38V243H41V244H43ZM46 242L51 243V242H49V241H46ZM239 242H240V240H239ZM48 243H47V244H48ZM54 243H56V242H54ZM54 243H53V244H54ZM229 243H230V242H229ZM241 243H242V242H241ZM41 244H40V245H41ZM108 244H109V243H108ZM119 244L121 245V243H119ZM119 244H118V245H119ZM187 244H188V243H187ZM45 245H46V243H45ZM54 245H55V244H54ZM67 245H68V244H67ZM73 245H75V244L73 243V244H72V247H74ZM5 246H6V245H5ZM38 246H39V245H38ZM48 246L50 247V244L47 245V247H48ZM55 246H56V245H55ZM55 246H54V247H55ZM68 246H70V245H68ZM33 247H34V246H33ZM44 247H45V246H44ZM72 247H71V248H72ZM77 247H78V246H77ZM80 247H81V246H80ZM117 247H118V246H117ZM229 247H230V246H229ZM42 248H43V247H42ZM108 248H109V246H108ZM40 249H41V246H40ZM48 249H49V248H48ZM51 249H52V246H51ZM56 249H57V248H56ZM78 249H79V248H78ZM34 250H35V249H34ZM42 250H45V248L42 249ZM36 251H38V250H36ZM39 251H41V250H39ZM121 251H122V250H121ZM246 251H247V250H246ZM31 252H32V251H31ZM80 252H81V248H80ZM116 252H117V251H116ZM29 253H30V251H29ZM34 253L36 254V252H34ZM42 253H44V251H43ZM121 253H122V252H121ZM123 253H126V252H123ZM20 254H21V253H20ZM31 254H32V253H31ZM39 254H40V253H39ZM112 254H113V253H112ZM117 254H118V253H117ZM126 254H127V253H126ZM122 255H123V254H122ZM148 255H149V254H148ZM156 255H157V254H156ZM213 255H214V254H213ZM30 256H33L32 258H34V254H33V255H30ZM124 256H125V255H124ZM219 256H220V255H219ZM26 257H27V256H26ZM43 257H44V256H43ZM43 257H42V258H43ZM65 257H66V256H65ZM65 257H64V258H65ZM163 257H164V256H163ZM37 258H40L39 255H37ZM69 258H70V257H69ZM72 258H73V257H72ZM26 259H27V258H26ZM29 259H30V257H29ZM29 259H28V260H29ZM67 259H68V258H67ZM23 260H24V258H23ZM37 260H38V263H39V262H40L39 259H37ZM35 261H36V260H35ZM78 261H79V260H78ZM121 261H122V260H121ZM164 261H165V260H164ZM28 262H29V261H28ZM30 262H31V261H30ZM202 263H203V262H202ZM217 263H218V262H217ZM25 264H26V263H25ZM27 264H28V263H27ZM29 264H31V263H29ZM34 264H35V263H34ZM40 264H43V263L40 262ZM113 264H114V263H113ZM117 264H118V263H117ZM156 264H157V263H156Z\"/></svg>",
  "mask_w": 264,
  "mask_h": 264
}]
</instances>
